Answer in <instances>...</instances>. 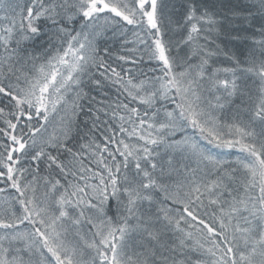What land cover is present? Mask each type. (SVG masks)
I'll return each mask as SVG.
<instances>
[{"label":"snow or ice","instance_id":"6c2138e0","mask_svg":"<svg viewBox=\"0 0 264 264\" xmlns=\"http://www.w3.org/2000/svg\"><path fill=\"white\" fill-rule=\"evenodd\" d=\"M0 264H264V0H0Z\"/></svg>","mask_w":264,"mask_h":264},{"label":"trees","instance_id":"16d2710c","mask_svg":"<svg viewBox=\"0 0 264 264\" xmlns=\"http://www.w3.org/2000/svg\"><path fill=\"white\" fill-rule=\"evenodd\" d=\"M244 2H245V3H248V2H250V0H244Z\"/></svg>","mask_w":264,"mask_h":264}]
</instances>
